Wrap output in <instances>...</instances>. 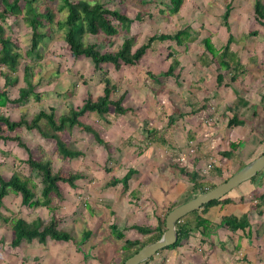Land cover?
<instances>
[{
	"label": "rangeland",
	"instance_id": "1",
	"mask_svg": "<svg viewBox=\"0 0 264 264\" xmlns=\"http://www.w3.org/2000/svg\"><path fill=\"white\" fill-rule=\"evenodd\" d=\"M86 1L105 3L108 8L121 11L134 20L130 33L120 30L119 34L112 38L103 34L86 36L85 42L97 45L103 53L116 52L125 39L132 40L134 52L146 43L149 37L173 34L187 25L192 28L194 40L183 46L167 40L155 42L138 65L133 67L122 65L120 70H116L111 64L104 65L107 77L119 89L113 98L117 100L122 94H126L123 107L131 111L121 116L111 109L105 120L96 113L88 112L80 120L95 129L107 146L98 143L90 132L75 127L72 131L62 133L61 137L71 148L83 152V155L64 159L59 156L55 141L43 137L39 131L22 127L8 132L2 125L5 136H19L20 141L26 145L24 148L9 139L0 141V174L5 179H9L14 172H19L22 177L31 176L30 186L34 187V192L40 197L41 177L32 173L26 163L30 156L35 160H50L54 171L81 173L86 178L78 180L76 188L61 183L63 199H55L58 208L55 216L59 221V228L69 232L74 238V241L69 243L48 239L45 244L35 240L32 243H23L17 248L11 247L13 231L4 218L14 217L18 213L28 216L30 220L33 217L41 218L47 223L52 214L44 207L28 208L22 205L20 195L10 194L1 210L4 218H0V239H3L5 244L0 248V264H120L124 242L111 234L110 225L116 224L120 230H124L128 239L145 240V236L130 229L133 225L128 224L130 227L123 228L127 219L126 214L121 215L122 212L127 215L129 212L130 217L136 216L138 211L143 217H152L153 214L152 220L155 221L156 217L163 218L173 204L169 205L165 201L160 205L144 194L137 195L134 203V198L127 197L121 184L116 187L108 185L113 177L122 178L129 168H137L139 173L133 174L129 180L130 187L136 188L140 180H151L153 171L149 170V166L157 167L165 163V166H170L174 162L179 166L184 162L185 168L192 171L193 159L197 157V144L202 140V143H212L210 138L207 141L205 139L209 134L215 133L216 129L222 139L217 143L212 159H216V164L224 161L220 152L227 150L232 140H240L239 134L247 131L245 127L234 129L227 125L232 115L225 107L231 103L238 104L239 97H244L251 103L249 110L244 114L246 121L252 125L253 130L264 131V76H254L253 70L250 69L253 66L254 70L264 73V22L259 23L256 20V0H183L178 13H172L170 10L171 0ZM262 2L264 3V0ZM228 5L232 6V12L226 23L223 17ZM45 6L47 0L37 3L40 11H43ZM138 13L141 15L140 20H136ZM64 18L63 13L58 15L57 19ZM12 21L8 22V26L5 24V27L9 35L18 40L24 58L31 35L21 19L17 20L12 30L9 29ZM45 32L50 37L44 39L36 53L40 57L22 60L16 74L19 84L7 89L11 100L19 98L20 89L26 87L23 69L25 64H29L33 68L32 83L35 93L40 95V100L37 101L31 96L29 101L20 104L9 103L7 108H1L0 112H5L13 121L21 118L30 121L39 111H49L51 107L55 108L58 117L68 113L70 108L82 106L89 95L96 98L103 93L102 72L95 71L91 60L84 57L76 59L72 56L68 45L62 39L63 31L48 27ZM252 32L256 34L253 35ZM230 35L233 37L230 50L236 52L238 61L246 71L237 82L227 86L225 84L230 82L229 72L220 67L218 58H212L203 41L209 38L217 54L223 50ZM176 57L179 60L175 70V74L179 75L178 79L162 77L160 73L166 72ZM150 73L157 76L156 79L152 78ZM219 73L225 77L222 85L217 84ZM6 75L7 71L0 69V87L5 84ZM192 109H197L199 114H191ZM253 109L256 111L254 114ZM181 113L183 115L179 117ZM172 117L174 122H170ZM199 119L203 125L197 123ZM222 123L224 128L220 132L218 128ZM198 127L197 133L200 137L197 136L196 141L190 140ZM158 136L157 141L153 140ZM160 136H163L165 142L160 140ZM261 144L263 145H258L255 156H260L264 151V141ZM145 152L147 156L141 155L146 154ZM158 159L160 162L163 159L164 161L159 165L156 162ZM199 174L202 178L201 184L209 185L205 186L206 188L216 182L218 176L212 168H206V171L203 170ZM233 174L234 171L229 169L225 176L218 177L224 182ZM179 178L180 198L174 205H180L201 194L199 190L192 189L186 176L179 174ZM238 188L229 195L238 193ZM261 192H264V187L259 190V193ZM258 195L257 193L255 196ZM129 199L132 200L131 205L128 203ZM153 205L155 209L153 208L151 213L150 208ZM130 206L132 210L129 209ZM199 214L204 215L202 211H199ZM190 218H195V214L190 215ZM218 225V219L203 218V223L195 230L202 233L216 230L217 234L220 233L219 238L224 245L215 246L214 238L210 243L211 235L207 237V241L196 239L193 245L199 249L196 254L199 260L193 255L190 262L183 261L185 264H264V243L250 237L251 246L240 249L238 245H241L240 241L246 237H226L223 232L230 234V231L224 227L219 230ZM86 231H90L91 235L85 243H81ZM187 242L182 246L188 245ZM210 248L212 251H218L216 258L212 253L214 259L211 262L208 261ZM166 251L157 254L149 263L142 264H171Z\"/></svg>",
	"mask_w": 264,
	"mask_h": 264
},
{
	"label": "trees",
	"instance_id": "2",
	"mask_svg": "<svg viewBox=\"0 0 264 264\" xmlns=\"http://www.w3.org/2000/svg\"><path fill=\"white\" fill-rule=\"evenodd\" d=\"M39 2L40 0H0V69H5L8 73L5 77L4 86L0 87V109L7 108L9 103L20 104L26 100L29 101L31 96H34V99L37 101L40 100V95L35 93V86L32 83L33 68L29 64H25L23 69V80L26 87L20 89L19 98L11 100L7 89L8 87H15L19 84V78L16 74L20 69L22 60L26 58L34 60L35 57H40L36 53L44 39L50 37V35L45 32L48 27L51 29L56 27L63 31L62 39L68 45L74 58H87L93 63L96 72H102L103 77L101 83L104 86L103 93L96 98L89 95L84 100L82 106L78 108H70L68 113H63L58 117L56 116L55 108L53 107L49 108V111H39L30 121L25 118L13 121L5 112H0V141L9 139L18 142V144L25 148L26 145L20 141L19 136H5L3 134L2 125L5 126L8 132H14L16 129L25 127L27 130H37L43 137L54 140L60 157L64 159H73L82 156L83 152L71 148L61 137V134L72 131L75 127L93 134L98 143L105 146L108 145L101 139L99 133L95 129L81 122L80 118L82 116L91 112L96 113L101 119L105 120L111 109H113L118 115H124L130 111V109L125 108L122 105L125 99V94H122L117 100L113 98L117 92V88L107 77V72L104 71V65L111 64L116 70H120L122 65L130 67L136 66L145 57L148 50L152 49L155 42L167 40L175 42L178 46H183L185 43L194 40L192 28L187 25L173 34L153 35L148 38L146 43L139 46L134 52H132V40L125 39L120 49L116 52L103 53L98 49L97 45L86 43V36H98L103 34L106 37L112 38L118 35L120 30L130 33L132 23L134 22L133 19L129 18L121 11L108 8L105 3L101 2L92 3L86 0H47V6H45L43 11H40L37 7V3ZM182 3L183 0H171L172 6L170 10L172 13H178ZM231 12L232 6L228 5L223 17L224 22H228ZM63 13L65 14V18L63 20L57 19L58 15ZM254 14L259 23L264 22V3L262 0L255 1ZM18 19L23 21L31 35L30 44L26 48L24 58L20 51L18 40L14 39L12 35H9L5 27V24L8 26V22L13 20L12 23L9 24V29L12 30ZM140 19L141 15L138 13L136 15V20ZM252 34L255 35L256 33L252 32ZM203 42L206 45L208 53L212 54V58H218L220 67L229 72L230 82L225 85L230 86L237 82L246 70L238 61L237 55L230 50V45L233 43V37L231 35L229 36L227 44L224 46L223 50L217 54L215 53L214 46L209 38L204 39ZM172 56L173 55H171V57ZM177 64L178 61L174 60L168 70L161 73V76L178 79L179 75L175 74ZM150 76L156 79L155 75L150 74ZM224 79V74L219 73L217 75V84L222 85ZM262 100L264 101V96L262 97ZM247 105L248 102L239 98L238 104H234L227 108L228 111L233 114L228 120L229 128L245 124V121L238 116L237 110L239 106L243 107ZM174 120L173 117L170 118V122H174ZM239 145L240 143H230L229 150L222 152V156L231 158L235 154ZM26 149L28 150V148ZM263 153L264 151L260 155ZM26 163L30 167L32 173H36L41 177V196H37L33 190L34 187L32 188V186H30L31 176L22 177L19 172H14L9 179H5L0 174V218H4L1 210L4 208L5 199L11 193L20 195L22 205L28 208L44 207L47 208L52 215H50L47 223H44L41 218L30 220L28 216L18 213L14 217L4 218L13 231V240L11 241L10 246L17 248L23 243H32L35 240L42 244H45L48 239L64 243L74 241L73 236L69 232L59 228V221L55 216V211L58 209L55 204V199L58 201L63 199L60 188L61 183L76 188V182L86 178V176L81 173H73L70 171L66 173L62 171H54L50 160H35L30 156ZM175 168L180 174L187 177V180L191 183L194 191L199 190L201 193H204L217 186L212 185L206 188L199 181V172L188 171L185 167L177 166ZM213 170H215L218 175H222L221 170ZM134 173L135 170L130 169L122 178L113 177L108 185L116 186L121 184L124 191H128L129 180ZM260 174H262V176L264 175V169L248 182L257 185V181L262 177ZM253 201H251L252 208L258 209L261 206L259 201H261V204L264 202V193L260 196L258 202L254 203ZM230 202H232V200L225 196L219 200L211 201L202 206L201 209L185 216L176 225L178 233L177 242L160 250L158 254L165 250H176L180 248L185 241L189 240L193 231L203 223L202 216L197 217L195 225L186 221L188 216L191 214H197L199 211H202V213L205 214L211 207ZM174 208L175 205L170 206L163 218L158 219V224L155 227L139 225H133L130 227V229H134L140 235L145 236V240L128 239L124 230H120L116 224L110 225L111 234L117 240L124 242L122 246V261L120 264H123L145 245L158 241L162 237L166 230L165 219L168 213ZM262 213L263 210H260L259 214ZM219 227H224L234 234L238 231H245L247 228L251 227L250 217L248 214L240 217L227 214L221 218ZM90 235L91 232L86 231L80 242L85 243ZM202 235L206 236L207 234ZM4 244V240L0 239V248H2ZM154 257L144 263H149Z\"/></svg>",
	"mask_w": 264,
	"mask_h": 264
},
{
	"label": "crops",
	"instance_id": "3",
	"mask_svg": "<svg viewBox=\"0 0 264 264\" xmlns=\"http://www.w3.org/2000/svg\"><path fill=\"white\" fill-rule=\"evenodd\" d=\"M211 56H212V54H211ZM173 60L179 61L177 59V57L174 58ZM252 67L250 69L253 70L254 76H259V78H260V76H262V77L264 76V73L262 71L254 70V68H252ZM161 73H163V72H161ZM161 73H160V75H161ZM116 88H117V91H118L119 89H118L117 86H116ZM125 98H126V94H125ZM239 98H242L246 102H248L247 106L239 107L238 110H237L238 116L242 120L245 121V124L236 126V127H234V129L242 128V127L244 128L245 127L247 131H245L244 133H241V135L239 134V136H241V138L237 142H234L233 140L230 142V143H240V145H239L238 149L236 150L235 154L231 158H226V157L223 156L224 161L221 160L219 164H216V159L215 158L212 159V157H214L213 154H215L214 150L216 149V147L218 145L217 143L219 141H221V139H222V137H219V135H220L219 130L216 129L215 133L209 134L207 136V138L205 139V141H207L210 138V140H212V143H209V144L207 142L202 143L203 140L201 139L202 141L199 142V144H197L198 145V146H196V153H197L196 156L197 157H196V159H193L194 163L191 165V167L193 166L192 167L193 168L192 171H197V172L201 173L203 170L206 171V168H208V169L212 168V169L221 170L222 177H223V176H225V173L227 172V170H229V169L231 170L232 169V171H234V173H236L241 168L246 166L248 163L253 161L256 157H258V156H255V153H256V150L258 149V147L263 145L261 143L263 142V139H264V131H262V129H261L259 132H257V131L252 129V127H251L252 125H250L246 121V119L244 118V114H245V112H247V110H249V108L251 106V103L248 101V99H246L244 97H239ZM249 103H250V105H249ZM122 105H123V103H122ZM232 105H233L232 103H231V105H227L225 107V110L227 112H230V111H228L227 108L229 106H232ZM253 107L255 108V106H253ZM130 111H131V109H130ZM253 111H254L253 114L256 113V111L254 109H253ZM193 113L195 115L199 114L197 109H192L191 110V114H193ZM221 114H223V113L221 112ZM182 115L183 114L181 113L179 115V117H181ZM231 115H233V114L231 113ZM121 116H123V115H121ZM197 123H201V125H203V122L200 119L197 120ZM195 124H196V122H195ZM227 125H228V123H227ZM223 128H224V123H222L221 127L218 128V129H220L221 130L220 132H222ZM198 130H199V127L195 128L194 137L192 136L190 140H195V141L197 140L196 137L199 136V134L197 133ZM258 136L261 137V138H259ZM158 138H159V136L156 137L155 139H153V138L152 139L157 141ZM160 140L164 141L163 136H160ZM230 143H229V145H230ZM227 150H229V148ZM227 150L224 149L223 152L227 151ZM176 153L178 154V152H176ZM220 154L222 156V151L220 152ZM141 155H146L147 156V153L146 154H141ZM175 156H177V155H175ZM179 156H180V154L178 155V157ZM164 159H163V161H164ZM156 162L159 165H160V163H162V162L159 161V159ZM165 164L161 165V166H157V167L149 166V170L153 171V174L151 175V180L150 179L149 180H144V181L140 180L138 182L136 188L130 187V183H129V187L130 188H129L128 191L125 192V194H127V197H133L134 198L133 202L135 203L136 202L135 201V199H136L135 197L137 195L144 194L145 197H148V196L152 197L151 199L154 202H157L160 205L163 204L165 201H167V203L169 205H172V204L174 205V202L176 200H178V198H180V196H179L180 195V191H179L180 190V181H181L180 178H179V174L180 173L175 168V167L178 166L175 162L171 163L170 166L169 165L165 166ZM179 166L180 167H185L186 165L183 162V163H180ZM130 169H134L136 174L139 173L137 168H129V170ZM167 169H169V171ZM127 172H128V170H127ZM218 176H221V175H218ZM218 176H217L216 182H212L211 183L212 185H219V184L223 183V181L220 180L221 178L218 177ZM201 180H202V178L200 177L199 181L201 182ZM176 182H177V184H176ZM118 185H120V184H118ZM118 185H116V186H118ZM212 185H210V186H212ZM116 186H111V187H116ZM203 186L205 187V186H209V185L205 184ZM239 187L240 188H238L239 189L238 193L229 195L230 193H234L233 192L234 190H233L232 192H230L227 195V197L230 198L232 200V202L226 203V204H220V205L211 207L207 211V213L202 215V217L204 219H209V220H211L212 218L218 219L219 220V224H220L221 218L223 216L227 215V214H232V215H235V216H238V217H240L242 215H245V214H248L249 217H250L251 227L247 228L245 231H238L235 234L231 233V232H230V234H227L226 232H223L225 234V236L227 235L229 237L234 236V235H238V238H241V239L243 237H246V239H244L245 241L243 239L242 240L240 239L241 240L240 244L242 246L238 245V247L240 249H243V248L247 249V248H249L251 246L250 245V241L251 240H249L250 237L253 240H259V242L264 243V202L261 204L260 203L261 201H259V204L261 206L257 209V211L263 210L262 214H259L251 206V201L254 200L253 201L254 203L258 202V199L264 193V192L263 193L262 192L259 193V190H261L264 187V175L257 181V185H254V184H252L250 182H245V183H243V185H240ZM186 192H188V189L186 190ZM257 193L259 195L255 196ZM131 201L132 200H130V199L128 200V203L130 205L132 204ZM188 201H186V202H188ZM176 206H179V205H175V207ZM149 208H150V206H149ZM153 208L155 209L154 205H153V207L150 208V212L152 211L151 213H153V211H154ZM129 209L132 210V207L130 206ZM125 214H126L125 218L127 220L125 221V223L123 225V228L124 227L125 228L130 227L129 225L155 227L158 224V218L159 217H156L155 221H153L152 220V217H154L153 214H152V217H150V216L143 217V216H141L142 214L139 213V211H138L136 213L137 215L136 216L133 215L132 217H130L131 215L129 214V212H128V215L125 212H122L121 215L123 216ZM198 216H201V214H199V212L197 214H195V218H190V216H188L186 221H189V222L193 223V222L196 221ZM36 218H38V217H35V218L33 217V218H31V220L32 219H36ZM128 221H129V223H128ZM217 228L219 229L221 227H217ZM202 234H205V235L207 234V235L203 236ZM210 235H211V239H209L210 243L212 242V240L214 238L215 239L214 243H216L215 246L224 245L223 242H222V239L219 238L220 237L219 236L220 233L217 234L216 230L210 231L208 233H202L200 231L194 230L193 235L189 238V240L187 242L188 245L182 246V247H180V248H178L176 250H167L166 251V255L168 256V259H170V263L171 264H178V262H182V264H185V262L188 263V261L190 262L191 259L193 258V255H195L194 258H197V261H198L199 260V256L196 255V254L199 252V249L196 247V245H193V243L195 242L196 239H198V240L201 239L202 241H204V240L207 241V237H210ZM224 243H226V242H224ZM238 243H239V240H238ZM225 246H227V244H225ZM210 250L211 251H209V252H211V253H210V256H209V260H208L209 262H211L214 259V257L212 256V253L215 254V258H216V255H218V251L217 250L212 251L211 248H210ZM191 253H192V255H190ZM244 254H246V253H244ZM182 255H184V257ZM183 261H185V262H183Z\"/></svg>",
	"mask_w": 264,
	"mask_h": 264
},
{
	"label": "water",
	"instance_id": "4",
	"mask_svg": "<svg viewBox=\"0 0 264 264\" xmlns=\"http://www.w3.org/2000/svg\"><path fill=\"white\" fill-rule=\"evenodd\" d=\"M263 169L264 153L234 173L223 183L217 185L213 189L197 195L188 202L176 206L168 213L165 219L166 230L162 237L158 241L149 243L142 247L136 254L128 258L123 264H142L157 255L160 250L175 244L178 239L176 225L185 216L201 209L202 206L210 203L211 201L219 200L227 196L240 185L254 178Z\"/></svg>",
	"mask_w": 264,
	"mask_h": 264
}]
</instances>
